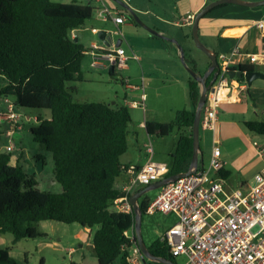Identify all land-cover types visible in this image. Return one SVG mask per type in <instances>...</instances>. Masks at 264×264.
<instances>
[{
  "label": "trees",
  "instance_id": "obj_1",
  "mask_svg": "<svg viewBox=\"0 0 264 264\" xmlns=\"http://www.w3.org/2000/svg\"><path fill=\"white\" fill-rule=\"evenodd\" d=\"M226 6L214 8L204 18ZM93 12L90 4L76 2L0 0V76L7 82L0 96L14 98L16 107L50 112L49 119L37 118L31 133L51 153L54 176L62 188L58 194L41 191L35 177L26 174L22 166L12 165V154L0 152V234L13 235L16 244L43 237L34 227L40 222L97 228L93 236L97 264H130L138 246L134 211L127 214L113 207L126 195L116 184L127 167L121 158L129 149L131 114L123 105L113 108L106 103L74 101L67 87L83 80L86 52L72 39L71 32L91 20ZM130 20L137 24L132 17ZM229 69L255 71L248 65ZM115 72L114 69L110 76L115 77ZM213 77L214 74L207 79V85ZM189 99L192 109L180 111L175 122L145 125L150 137H169L176 128L190 130L189 137L179 139L166 178L187 173L192 162V129L200 99V86L193 78L189 80ZM244 125L250 132L264 135V121H247ZM220 175L227 179L229 173L221 170ZM139 191L134 189L129 197ZM138 203L143 223L151 201ZM146 248L153 257L176 264L160 239ZM43 263L42 260L40 264ZM0 264L19 263L9 249L0 248Z\"/></svg>",
  "mask_w": 264,
  "mask_h": 264
},
{
  "label": "rangeland",
  "instance_id": "obj_2",
  "mask_svg": "<svg viewBox=\"0 0 264 264\" xmlns=\"http://www.w3.org/2000/svg\"><path fill=\"white\" fill-rule=\"evenodd\" d=\"M122 2L126 0H120ZM246 1L247 0H242ZM60 4H70L72 0H54ZM112 2V0H109ZM141 4H145L147 0H138ZM88 5L89 3L84 0H78V4ZM125 3V2H124ZM92 6L94 8L93 17L98 14V8H101V4L93 1ZM155 17H160L157 14H152ZM139 16V15H137ZM128 23L131 24V20L127 18ZM138 26V24H135ZM113 30L112 28H110ZM124 33V32H123ZM124 34L126 43L122 46L129 55H136L141 59V63L135 60H129L126 62V67L123 69H116L115 77L110 76L109 68L110 64L107 61H98L96 63L102 66L90 65L89 58H84L82 65L83 80L78 82H72L68 84L69 92L74 101L79 103L86 102H100L106 103L110 107L116 108L117 104H121L125 101L126 94L133 92L137 97L141 94L143 85L146 93V112L141 109H129L132 117V123L129 126L131 135L130 143L132 145V154L134 159H140L142 162L144 159L150 158L154 162H167L170 163V154L174 152V142L179 139L178 129L169 137L148 136L145 128L139 127V123L144 122H167L173 123L176 121L177 115L172 114L171 98L167 90H188V87H181L172 84L167 76L153 74L150 71L141 55L130 44H127L128 38ZM170 39L176 40L178 45L182 48L185 54L186 61L193 62L191 67L196 68V73L204 75L208 68L210 59L198 49L192 39V27H172L170 26L169 34ZM130 38L135 48H142V41L138 34L132 32ZM201 42L208 48L209 42L200 37ZM174 54L178 56V62L180 69L185 72L189 77L183 63L181 62L179 55V48L173 44L168 43ZM168 47V48H169ZM143 60V61H142ZM145 82V83H144ZM7 84L6 80L0 76V90ZM139 88L138 91H133L132 88ZM179 98V104L182 105V94L176 92ZM131 98V99H137ZM8 99L11 103H15V99L12 97L0 96V114L5 116L7 113V104L5 100ZM115 103V104H114ZM15 112L22 116L20 125L23 130L17 132L12 142L15 146V152H19L23 149L25 152V161L21 164L26 174L30 177H35L39 181V187L41 191L58 194L62 191L61 186L56 182L54 176V163L51 153L47 152L45 148L35 141L31 130L37 126L35 117L46 118L50 114L46 110H30L16 107ZM255 118H254V117ZM264 121V108H261L260 113L252 115L247 118V121ZM223 120V119H222ZM3 123L2 121L0 124ZM9 128V127H8ZM234 138H229L225 131L222 135L217 132V139L220 143L222 150V160L232 163L237 161L240 155H244L247 160V166L243 172L237 171L236 168L227 166L226 168L232 171V183L230 187L238 189V181L245 180L249 183H253L254 176L258 173L256 171L255 162L259 161L258 154L256 152L253 143L256 142L260 147L264 145V136L250 132L244 125L240 124L238 129L233 134ZM201 140V152L204 155V164L209 166L211 162V153L213 149V132L202 130L199 133ZM10 142L9 136H2L0 150L5 151L4 146ZM22 145V147L20 146ZM152 149V152H150ZM153 153V154H152ZM36 157H39L38 160ZM44 179V180H42ZM36 180V181H37ZM47 184V186H46ZM145 187H137L138 190H143ZM162 189V188H161ZM161 189H152L146 192L139 201L148 199L151 202L154 201L160 194ZM113 210L115 208L113 207ZM176 223V218L171 215L167 216L161 213H157L153 216H145L141 227V234L147 246L160 239L161 235L165 233ZM38 234L43 237L36 239H23L14 244V237L11 234H0V248L9 249L11 256L19 264H40L43 260V264H97V260L94 256L93 249V236L97 228H83L78 224H64L59 222H40L34 224ZM27 256V257H26ZM185 257H179L175 259L176 264H185ZM153 264H160L156 261L150 260ZM119 264V263H116Z\"/></svg>",
  "mask_w": 264,
  "mask_h": 264
},
{
  "label": "built area",
  "instance_id": "obj_3",
  "mask_svg": "<svg viewBox=\"0 0 264 264\" xmlns=\"http://www.w3.org/2000/svg\"><path fill=\"white\" fill-rule=\"evenodd\" d=\"M103 7L101 15L106 19L111 12L105 5ZM125 20L124 16L114 18L116 25L124 24ZM194 20L195 15H190L177 25L193 26ZM257 26L264 30V22H259ZM114 34L123 36L119 29ZM239 55L237 48L230 54H219L217 80L209 89L202 110L200 128L213 132L210 166L207 169H198L188 177L169 182L146 211L147 216L161 213L176 218V223L161 235L160 240L167 245L172 257H185V264H264V168L254 176L253 185L248 189H233L220 175L224 164L221 160L220 143L216 139L219 110L230 98L233 88L243 92L248 87L245 79H230L227 74L229 68L236 65ZM103 59L116 70L125 68L129 58L120 47L107 51ZM133 59L139 61L135 55ZM249 61L251 64L259 62L255 55L249 56ZM92 65L102 66L96 62ZM132 89L139 90L137 87ZM140 91L137 99H125L122 105L128 109H141L146 112L144 85ZM5 103L7 113L4 117L10 127L7 134L10 142L6 152L13 154L15 146L12 138L22 129V116L15 112V103L8 99ZM254 146L260 154L264 153L257 143ZM168 172V164L153 162L152 156L142 167H125L123 173L127 175L128 181L123 191L126 195L114 202L115 210L132 213L129 194L137 187H147L159 182L166 178ZM145 259L137 246L129 262L147 264Z\"/></svg>",
  "mask_w": 264,
  "mask_h": 264
},
{
  "label": "crops",
  "instance_id": "obj_4",
  "mask_svg": "<svg viewBox=\"0 0 264 264\" xmlns=\"http://www.w3.org/2000/svg\"><path fill=\"white\" fill-rule=\"evenodd\" d=\"M84 1H87L91 6L93 1H96L101 4V8H98V14L96 17H92V19L87 21L82 27L71 32L72 39H74L76 42H78L85 48L86 52L84 58H89L90 65L94 62L106 61L105 59H103V55L107 51L114 50L120 47L122 48V46L126 43L124 37L122 38L121 36L114 34V32L119 29L121 30L123 35L126 34L125 36L126 38H128L127 44H130L132 48H134L141 55L147 68L152 71L153 74L167 76V78L169 79L168 81H170L174 85L188 87V90H167L171 98V113L177 115L180 111L183 110L190 111L192 109L189 99V80L191 76L188 77L185 72L180 69L181 66L178 62L177 54H174L173 50L169 46H167L168 44L163 42V39L151 34L142 26H135L133 22H131V24H127V18L130 19L129 10H131L136 15H139L137 17L147 27L157 31L165 37H168L167 34H169L170 26L179 27L177 25L178 22L185 20L187 16H196V14L201 11L205 6L216 0H147L144 5L138 2V0H126L124 1L125 3L118 0L121 4L115 2L114 0H112V2H109V0ZM262 1L264 0H247V2L249 3ZM73 2L78 3V0H72V3ZM79 4L83 5L82 3ZM104 5L111 12V14L106 17V19L103 18L101 15L104 10ZM152 14H157L158 16L160 15V17H155ZM116 16H124L126 18L124 24L116 25V23L114 22V18ZM259 22H264V6L256 8H247L237 5H227L226 7L213 12L212 14H210L206 18H203L200 21L199 37H202L209 42L210 47H208V49L215 51L219 54H230L233 52V50L237 48L240 51V55L236 58L235 66H253L255 71L264 74V30L259 29V27L257 26ZM183 27L191 28L192 26L184 25L180 28ZM110 28H112L113 30H111ZM100 32H106L107 34H111V47H107L104 42L99 38ZM132 32H135L140 36L143 45L142 48H135L130 38V34ZM119 41L121 42V45L119 47H116ZM254 55L257 56L259 62L256 64H251L249 61V56ZM125 56L129 58L128 61L135 60L133 59V55H129L126 50ZM136 57L139 60L138 62L141 63V59L138 56ZM84 60L85 59H83V62ZM177 91L181 92L182 94V105L179 104V98L176 94ZM136 97L137 96L133 92H130L129 94H126L125 99H131ZM122 104L123 103H118L117 105L121 106ZM261 108H264V80L258 79L253 81L251 86H248L247 89L243 92H239L238 89L233 88L230 98L226 100L220 107L217 132L222 135V132L225 131L226 135L229 138L233 139V134L235 130L238 129L239 125L247 122V118H250L252 113L253 115L258 116ZM37 118L38 117H35L36 120ZM46 118L49 119L50 114L47 115ZM253 120L256 121L255 119ZM1 121L3 122L0 124V137L2 138V136L4 135L8 136L7 134L10 127L5 117L0 114V122ZM147 122H140L139 127L145 128ZM155 122L167 124V122ZM177 129L179 139L181 137L186 138L190 136L189 129ZM22 130L23 127L20 131ZM131 135L132 134H129L128 138V152L122 156L121 162L124 166L142 167L150 160V158L144 159L142 162H140V159H134L131 148L132 145L130 143ZM178 141L176 143L174 142L173 144L175 148L174 152L176 151ZM217 141L219 142L218 139ZM7 146L8 145L4 146L5 151L0 150V152H6ZM20 146L22 147L21 144ZM260 148L264 151V145ZM255 149L258 154V158L260 159L259 161L255 162L256 171L259 173L264 168V153L260 154L256 147ZM172 156L173 153H171L169 157L171 161L170 163H156H164L171 165L173 163ZM211 156L212 153L210 157ZM25 157L26 156L23 149H20L19 152L14 151V153L12 154V165L22 166L21 164L25 161ZM36 158L38 160L40 159L39 157ZM198 162L200 170L207 169L210 166H205L204 164V155H202L201 152V140ZM222 163L224 164L223 170L229 173L226 180L230 185L232 183L231 178L233 173L230 169L226 167L229 166L230 168V166H234L233 168H236L237 171L239 170L243 172L248 162L244 155H240L237 161L228 163V161L222 160ZM127 181L128 177L123 173L122 176L117 179V188L119 190H123L125 185L127 184ZM37 182L39 185L38 180ZM252 185L253 183L251 184L245 180L238 181V186L244 189H248ZM38 188L40 189L39 186ZM72 264L77 263L73 262Z\"/></svg>",
  "mask_w": 264,
  "mask_h": 264
},
{
  "label": "water",
  "instance_id": "obj_5",
  "mask_svg": "<svg viewBox=\"0 0 264 264\" xmlns=\"http://www.w3.org/2000/svg\"><path fill=\"white\" fill-rule=\"evenodd\" d=\"M114 1L121 4L118 0H114ZM221 5H237V6H241V7H247V8H256V7L264 6V1L249 3V2L242 1V0H216V1L208 4L207 6H205L201 11H199L196 14L195 20H194V23L192 26L193 42L195 43L196 47L198 49H200L203 53H205L210 59V66L204 75L197 74L187 64L184 51L178 45V42L176 40L165 37V36L161 35L160 33H158L157 31L150 29L137 17V15L133 11L129 10L130 17H132L133 20L138 25L142 26L144 29H146L151 34H153V35H155V36H157L163 40H166V41H169V42L175 44L179 48V55H180L181 62L183 63L184 67L186 68L187 72L190 74L191 78L195 79L200 84V99H199V102H198V105L196 108L195 120H194V124H193V129H192L193 130V157H192V162H191V165H190L188 172L183 173V174L173 175V176L168 177V178H164L157 183H154L150 186H147L143 190L133 194L130 197V202L132 204L134 215H135V235H136L137 245L147 260L156 261L160 264H174V263L172 261H168L165 259L153 257L148 252L146 245L144 243L142 234H141L142 213L140 211V206H139L138 201L146 192H148L152 189H161L164 186H166L169 182L177 181L178 179L188 177V176L196 173V171L199 169V162H198L199 161V153H200V140H199L200 136H199V133H200V121H201L202 110H203V107L206 103L207 93H208L209 89L211 88V86L213 85V83L217 80V76H218V72H219L217 55L215 54L214 51L208 49L200 40L199 23L208 12H210L214 8L221 6ZM99 38L104 42V44L107 47L112 46L111 34H107L106 32H100ZM120 45H121V42L119 41L118 44L116 45V47H119ZM109 72L110 73L114 72L113 66H110ZM212 74H214V77H213L211 83L209 85H207V83H206L207 79ZM227 74H228L230 79H234V78L245 79L248 86H251V84L255 80H258V79L264 80V74L261 72H258V71L243 73L241 71L229 70V71H227Z\"/></svg>",
  "mask_w": 264,
  "mask_h": 264
}]
</instances>
